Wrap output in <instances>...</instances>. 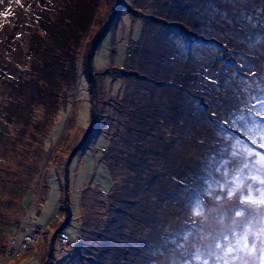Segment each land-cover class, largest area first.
<instances>
[{"label": "rangeland", "instance_id": "374dc122", "mask_svg": "<svg viewBox=\"0 0 264 264\" xmlns=\"http://www.w3.org/2000/svg\"><path fill=\"white\" fill-rule=\"evenodd\" d=\"M9 1L0 0L6 27L13 24L6 12ZM181 1L124 0L95 51L100 120L85 148L76 153L81 159L80 174L76 190L74 178L69 184L72 217L62 231L69 246L61 249L55 242L53 264H91L97 259L95 253L104 247L97 235L106 229V198L127 175L126 166H122L130 139L125 125L132 122L139 126L142 121L120 118L121 108L128 104L141 106V110L134 107V113L157 117L156 132L160 133L164 124L169 131L173 129L175 140H167L171 145L165 148L169 150L164 158L165 177L152 187L159 196L160 218L140 227L128 220L126 230L105 236L113 243V251H120L111 257L123 262H114L104 252L100 264H223L208 255L206 246L221 228L215 220L221 212L230 211L223 208L212 213L210 223L202 227L201 218L193 219L188 209L197 201L210 202L206 193L218 188V180L223 181L221 165L229 158L225 149L233 138L242 146L260 147L259 143L251 145L242 128L227 123L221 127L215 122L239 116L250 93L264 91V22L256 18L264 17V0H208L206 27L195 12L175 4ZM112 2L99 0L94 10L78 50L70 105H61L58 119L63 121L55 128V136L37 153L33 148L10 151V144L7 150L0 141V152L6 150L2 153L7 155L0 158V264L49 262V239L64 217L63 167L89 123L91 94L85 56ZM220 11L227 12L224 19L217 17ZM199 38L208 42L197 43ZM15 46L9 43L6 47L9 57L17 59L30 52L29 42L19 53ZM245 78L252 83L248 91L242 82ZM9 129L10 135L22 142L21 125ZM155 149L156 155H163L162 147ZM24 230L39 231L40 240L14 257H6L7 243Z\"/></svg>", "mask_w": 264, "mask_h": 264}, {"label": "trees", "instance_id": "16d2710c", "mask_svg": "<svg viewBox=\"0 0 264 264\" xmlns=\"http://www.w3.org/2000/svg\"><path fill=\"white\" fill-rule=\"evenodd\" d=\"M19 1L21 5L18 0H11L7 5L6 12H9L8 19L13 21L12 26L6 27L2 22L3 15H0V141H3L4 145L1 147L5 149L10 144V151L16 148L19 151L33 148L32 151L37 153L42 147H46L55 136V128L58 129L62 123L63 119L61 122L58 119L61 105L64 102L66 108L70 105V92L76 84L78 50L99 0ZM175 4H179L182 10L195 12L196 17L204 22L203 26L210 18L205 13L208 4L210 5L208 0H182ZM15 6L18 7L14 8ZM18 10L21 11L16 17ZM226 15L227 12L220 11L217 17L224 19ZM256 18L259 22H264V17L259 15ZM6 32L10 33L9 37ZM25 42L31 44L30 52H23V56H18L17 59L9 57L6 48L9 43H16L15 48L19 53L23 51ZM133 101L135 99L131 100ZM134 107L142 109L140 105L128 104L120 111V118L129 121L141 118L142 121L139 126H134L132 122L125 125L130 139L127 140L129 150L124 153L122 166H126L127 175L107 195V204L104 206L107 213L104 219L106 229L97 235L104 247L95 253L97 259L91 261V264H100L103 260L100 256L104 252H107V258L112 253H120L113 251V243L106 237L126 230L128 220L140 227L143 224L150 225L151 220L160 218L157 207L159 196L152 192V187L156 183L160 184L165 177L164 158H167L169 151L165 148L171 145L167 140H175V133L173 129L169 131L165 124L161 130L158 129L160 133L156 132L159 119L152 115L134 113ZM146 107L149 112L151 105ZM39 111L43 112L38 113ZM13 124L21 125L22 142L10 135L9 126ZM156 147H162V156L156 155ZM2 152L0 158H5L7 155ZM25 231L28 230L22 231L21 236ZM92 252L94 253L93 250ZM77 257L80 255L77 254ZM111 260L118 261L114 256ZM119 260L123 262L120 257Z\"/></svg>", "mask_w": 264, "mask_h": 264}, {"label": "snow or ice", "instance_id": "6c2138e0", "mask_svg": "<svg viewBox=\"0 0 264 264\" xmlns=\"http://www.w3.org/2000/svg\"><path fill=\"white\" fill-rule=\"evenodd\" d=\"M242 82L248 91L252 83L246 78ZM215 123L242 128L251 145L259 143L260 147L242 146L238 138H233L234 142L225 149L229 158L221 165L223 181L218 180V188L206 193L208 204L197 201L188 213L193 219L201 218L203 227L210 223L212 213L227 208L230 214L221 212L215 220L221 228L206 246L208 255L223 264H264V91L250 93L239 116Z\"/></svg>", "mask_w": 264, "mask_h": 264}, {"label": "water", "instance_id": "95a60500", "mask_svg": "<svg viewBox=\"0 0 264 264\" xmlns=\"http://www.w3.org/2000/svg\"><path fill=\"white\" fill-rule=\"evenodd\" d=\"M122 2H124V0H113L106 18L104 19L102 25L94 33L89 43L87 52H86L85 66H86V72H87L88 83H89L90 94H91L89 123L82 137L78 141V143L69 152L67 159L65 161L64 167H63V171H64V174H63L64 217H63V222L61 223V225L51 234V237L49 239V245H48L49 262L48 264H53L52 258H53V251H54V245H55L56 239L58 235L62 233L63 229L69 224L71 216H72V209H71L70 199H69L70 165H71L72 159L75 157L76 153L81 148H85L86 141L91 136L98 121L100 120L99 118L100 115L98 112V99H97V81H96L97 72L95 71L94 65H93L94 54H95L97 47L99 46V44L101 43V41L103 40L107 32L109 24L117 12V8ZM196 42L205 44L208 41H204L202 38H199V39H196ZM142 79H146V78L143 77Z\"/></svg>", "mask_w": 264, "mask_h": 264}, {"label": "built area", "instance_id": "2783aa9c", "mask_svg": "<svg viewBox=\"0 0 264 264\" xmlns=\"http://www.w3.org/2000/svg\"><path fill=\"white\" fill-rule=\"evenodd\" d=\"M22 232V231H21ZM41 238V233L39 231H25V234L21 236V233L19 235L12 239V241L7 243L6 245V255L8 258L14 257L13 255L17 254L19 250H25L29 248V246ZM60 248L63 249L64 247L69 246V241L65 235L62 233L58 235L57 241H56ZM15 249V250H14ZM16 258V257H15Z\"/></svg>", "mask_w": 264, "mask_h": 264}, {"label": "crops", "instance_id": "0c3cea01", "mask_svg": "<svg viewBox=\"0 0 264 264\" xmlns=\"http://www.w3.org/2000/svg\"><path fill=\"white\" fill-rule=\"evenodd\" d=\"M121 23H122V21H121ZM77 156L78 155L76 154L75 157L72 159L71 166H70V184H71V178H74L73 179L74 190L77 189V186H75V185H76V182H77L78 175L80 174V167H81V159L79 157H77ZM85 183H86V180L84 178L83 185ZM84 186H86V185H84ZM39 228L42 229L40 226H37V229H39Z\"/></svg>", "mask_w": 264, "mask_h": 264}]
</instances>
